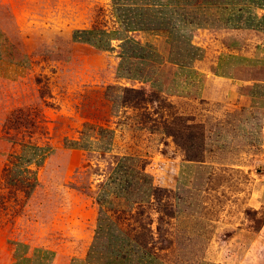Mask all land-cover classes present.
Instances as JSON below:
<instances>
[{
  "label": "rangeland",
  "instance_id": "374dc122",
  "mask_svg": "<svg viewBox=\"0 0 264 264\" xmlns=\"http://www.w3.org/2000/svg\"><path fill=\"white\" fill-rule=\"evenodd\" d=\"M123 3L0 0V264H34L37 251L70 264L107 249L110 229L130 239L132 264H264V31L237 32L250 58L224 49L227 31L200 34L210 42L200 63L219 56L218 72L263 81L247 105L226 109L197 99L201 76L189 87L180 71L188 52L124 29L134 13ZM77 29L157 42L97 48L74 40ZM131 88L145 89L142 100ZM184 126L201 135L197 158L167 134ZM32 146L42 162L24 166Z\"/></svg>",
  "mask_w": 264,
  "mask_h": 264
},
{
  "label": "trees",
  "instance_id": "16d2710c",
  "mask_svg": "<svg viewBox=\"0 0 264 264\" xmlns=\"http://www.w3.org/2000/svg\"><path fill=\"white\" fill-rule=\"evenodd\" d=\"M113 2H122L127 4L128 8L132 7L131 13H134V20L132 17L126 18L128 25L124 28L126 31H156L164 29L167 36L170 38L182 37L186 32H191L194 28H220V27H235L256 29L264 31V14L259 16L254 12V9H264L262 0H112ZM119 4V3H117ZM146 11V12H145ZM130 16V14H129ZM119 17V16H118ZM148 24V25H145ZM150 26V27H148ZM124 31V30H123ZM121 31L105 32L96 30H74L72 37L74 40L81 38V41L86 42L97 48L108 49L111 40H120V46L125 50H129L130 46L135 48L146 49L153 47L150 44H144L134 41L133 39L121 37ZM101 35H107L105 43L98 42L95 38ZM177 39V38H176ZM175 39V40H176ZM178 41V40H176ZM131 46V47H132ZM151 46V47H150ZM173 52L188 54L189 62L192 59L200 57L196 54L199 50L191 44L181 42V44L172 45ZM176 48V50H174ZM123 50V49H122ZM199 55V56H198ZM187 62V63H189ZM177 63V62H176ZM122 77H127L120 74ZM130 78V77H128ZM145 81V78L141 79ZM128 90V89H126ZM130 91L135 93V100H142L145 94L143 88H131ZM136 96H140L138 99ZM140 101V100H139ZM184 126V129H188ZM184 130V131H185ZM180 132V131H179ZM177 143L184 148L185 151L193 152V155H187L188 159L197 158V154L201 155V135L195 132L186 130L185 133H178L175 128L167 131ZM105 136L102 137L104 139ZM111 135L104 139L106 141L105 149L108 150L111 143ZM77 142V141H73ZM45 149L37 146L29 147L24 155H28V164L40 165L43 159ZM104 151V150H103ZM195 152V153H194ZM40 155V159L36 160L35 157ZM123 163H120V167ZM130 176L129 174H127ZM143 175V173H142ZM141 175V176H142ZM150 180L151 177H147ZM135 183H139L141 178L136 176ZM126 181V176L121 175L117 187L122 188ZM128 186V184H127ZM151 186V185H150ZM127 194V193H125ZM99 202V201H98ZM99 226V228H98ZM102 232L100 226V219L97 218V236ZM113 233V234H112ZM108 243L106 242L107 249L95 250L89 249L84 259H72L70 264H132V253L128 250L131 245L130 239L122 232H114L111 229L107 233ZM46 259L49 260V255L45 253ZM154 258L150 259L147 264H154ZM20 264H23L22 262ZM48 264V263H45Z\"/></svg>",
  "mask_w": 264,
  "mask_h": 264
},
{
  "label": "crops",
  "instance_id": "0c3cea01",
  "mask_svg": "<svg viewBox=\"0 0 264 264\" xmlns=\"http://www.w3.org/2000/svg\"><path fill=\"white\" fill-rule=\"evenodd\" d=\"M260 10H263L261 8H258ZM208 29H214L215 32L217 31H227L229 34V37H225L226 40H224L225 47L224 49L227 51H230V53L238 54L236 53L237 51L235 47H240L239 49H243L244 47V42L238 38V33L237 32H243L247 31L249 29L246 28H235V27H220V28H209V27H203V28H195L192 29L191 32H186L185 35L182 37H175V38H170L167 36L166 32L162 30H156V32L153 31H135L138 34L139 33H144V34H149V36L157 37V38H164L163 41L168 44V47H163L159 48L158 51L160 52H168L169 54L173 52L172 45H177L176 40H180V42L186 43V44H191L195 48H201L199 46H204V48L209 44L210 42H201L199 41L200 39V34L202 32L207 31ZM177 38V39H176ZM176 39V40H175ZM153 43L150 41H147V44L156 45L155 43L157 42V39H153ZM161 40V39H160ZM228 45V46H227ZM206 49V48H205ZM219 54L221 51L218 52ZM241 53V51H240ZM249 53L247 52H242L241 56L250 58L252 55H248ZM235 58V56H234ZM197 59V60H196ZM169 62L173 65H176L174 61H166ZM205 63H200V60L198 58H194L191 60L189 63H185L183 65V68L180 70L181 72L189 74L187 77V84L189 87L193 84H195L198 80L194 79V75H197V77L202 78L200 88H199V96H197L198 100H205L207 102L213 103V102H221L223 105H225L226 109H232L235 107H240V106H245L247 105L248 101H250L253 98V92L250 90L255 87V84L263 82L261 79L257 77H240L235 74L231 75L229 74H223L218 72L219 69V56L217 59L214 61L213 65L210 66L209 64ZM177 67V66H176ZM246 67H250V65L245 64V63H239L236 65V68L238 69H246ZM178 68V67H177ZM192 75V77H191ZM194 76V77H193ZM158 80V79H157ZM147 79L145 81H139V83L143 86L148 85L147 84ZM161 81V80H159ZM164 84V83H162ZM160 89L162 88L164 91V95L167 97H173V96H178L176 94H171L172 89L166 88V86H161L160 82ZM149 86V85H148ZM257 87V86H256ZM247 90V92H246ZM38 252V251H37ZM37 259H33L34 264H45L49 260L46 259L45 253L42 251L40 254L37 253ZM25 256H30V255H25ZM35 260V261H34ZM25 261L28 263L32 262V258H25ZM18 264H20L18 262Z\"/></svg>",
  "mask_w": 264,
  "mask_h": 264
}]
</instances>
